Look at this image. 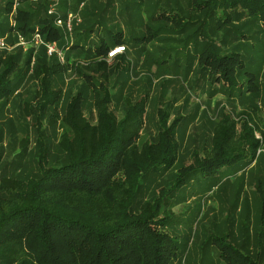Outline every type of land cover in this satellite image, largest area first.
<instances>
[{
  "label": "trees",
  "instance_id": "trees-1",
  "mask_svg": "<svg viewBox=\"0 0 264 264\" xmlns=\"http://www.w3.org/2000/svg\"><path fill=\"white\" fill-rule=\"evenodd\" d=\"M16 1V9L15 0L6 2L4 12L0 6V18L6 16L5 21L15 22V28L10 24L7 32L30 39L38 27L45 42H57L60 49L69 52L85 51L81 42L75 44L72 36L56 25L55 16L48 14L51 0H38L28 8L23 6L31 0ZM189 3L193 11L204 17V25L193 32L202 41L196 39L195 46L205 47L199 55L198 67L209 79L238 91L241 98L255 94L259 98L256 76L246 70L242 55L236 51L222 54L211 44L214 36L227 27L236 28L243 18L262 24L264 33V0H189ZM63 4L69 6L70 0H63ZM170 12L159 14L158 19L167 18L181 30L187 22L178 17L180 14ZM170 16L174 19L170 20ZM62 18L66 20L67 15ZM5 28L6 24L0 21V37L5 36ZM150 29L147 28L149 36L132 40L135 46L155 37L156 33ZM91 32L93 29L89 28L88 33ZM241 34L244 39L249 38ZM100 37V45H93V61L86 69L104 78L129 71L131 64L124 55L113 58L111 66L107 62L112 48L126 49L130 45L123 33L113 34L111 44ZM20 54L0 52V103L8 101L33 65L31 73L38 84L37 107L41 116L53 112L50 123L58 122L61 131L57 152L53 154L39 120L38 174L27 179L0 177V264H177L183 255L182 244L167 231L175 216L166 201L173 190L192 177L225 175L241 164V171L245 172L259 161L264 163V130L255 120L258 107L253 104L257 109L239 114L245 116L239 132L234 122L224 117L214 130L212 149L205 151L203 158H195L194 164L179 169L172 189H162L154 199H142L147 190L145 180L152 176L153 180L159 172L176 166L180 151L179 121L169 124L168 115L160 111L157 139L140 145L145 100L128 103L126 114L119 119L111 109L112 97L103 83L100 84L103 92L93 96L95 122L85 116L88 94L82 90L67 103L61 118L58 107L63 95L54 87L53 78L65 70L63 64L56 56H48L41 46L38 50L31 48L23 70ZM85 76L91 83V77ZM242 76L246 82H239ZM237 174L231 173L229 177ZM258 192L264 194L262 184ZM262 208L263 222L264 198ZM212 242L219 248V258L224 264H262L260 253L254 258L225 236L215 237Z\"/></svg>",
  "mask_w": 264,
  "mask_h": 264
},
{
  "label": "rangeland",
  "instance_id": "rangeland-1",
  "mask_svg": "<svg viewBox=\"0 0 264 264\" xmlns=\"http://www.w3.org/2000/svg\"><path fill=\"white\" fill-rule=\"evenodd\" d=\"M7 1L0 0L2 9ZM79 1H83L86 8L76 15L72 38L75 44L81 42L80 46L85 47V51L69 52L66 49V62L63 64L65 70L53 78L54 87L63 95L58 115L63 117L67 103L82 90L88 94L85 116L95 122L93 96L96 92H103L100 87L103 83L112 97L111 109L119 119L126 114L128 103L145 100L146 114L140 145L157 139L160 111L168 115L169 124L174 120L179 121L177 140L180 151L176 166L169 171L159 172L153 180V176L145 180L147 190L142 193V199L151 200L158 197L162 189H172L179 169L194 164L195 158H203L205 151L212 149L214 130L224 117L234 122L239 132L245 119V116L239 114L248 109H257L253 105L256 104L258 109L255 110V120L264 130L262 24L243 18L236 28L227 27L214 36V43L211 44L223 51L222 54L229 51L241 54L246 70L256 76V83L260 87L259 98L257 94L250 95L251 98H241L238 91L209 79L208 74L198 67L199 55L205 47L195 46L196 39L200 43L202 41L198 35L193 36V32L198 26L204 25V17L191 9L189 0H70L69 6H65L63 0H51L49 7L59 2L63 17L68 9L76 8ZM37 2L31 0L23 7L34 6ZM89 4H92L91 9ZM89 10L94 15L88 13ZM170 10L180 14L178 17L187 22L181 30L166 21L167 18L158 19L159 14L171 13ZM1 11L4 12V9ZM5 18L1 17L0 21L6 24L5 36L8 37L11 49L2 52H21V69L26 70L25 62L31 49L14 47L19 42L18 35L7 31L10 24L15 28V22L5 21ZM173 19L170 16V20ZM97 20L106 25V30L92 26ZM190 20L191 23H188ZM209 23L208 19V26ZM148 27L156 33L155 37L135 46L133 39L149 36ZM89 28L93 29L92 34L88 33ZM120 32L130 45L112 58L124 55L130 61V70L109 74L104 78L86 69L93 58V45L99 44L100 36L107 44H111L112 35ZM241 33L249 38L244 39ZM117 48L119 46L111 51ZM108 58H111L109 54ZM108 64L111 66L112 62L108 61ZM31 72L8 101L0 103V177L5 175L27 179L38 174L36 142L39 120L40 129L51 142L53 154L57 152L60 125L58 122L50 123L53 112L41 116L36 102L38 84ZM85 75L91 77V83ZM238 79L239 82L247 81L243 76ZM256 136L262 138L260 133H256ZM242 168L241 164L225 175L216 177H192L169 195L167 207L175 216L167 231L181 242L183 250L177 264H224L219 258V248L212 242L215 237L223 236L254 258L260 253L261 263L264 264V194L258 192L259 184L264 186V163L259 161L245 172L241 171ZM234 172L238 174L229 177Z\"/></svg>",
  "mask_w": 264,
  "mask_h": 264
},
{
  "label": "built area",
  "instance_id": "built-area-1",
  "mask_svg": "<svg viewBox=\"0 0 264 264\" xmlns=\"http://www.w3.org/2000/svg\"><path fill=\"white\" fill-rule=\"evenodd\" d=\"M18 6L17 1L15 2V9ZM59 2H54L48 10V14L51 16H55V23L58 27L64 29V31L69 34L70 36L73 35V21L76 18L74 13H69L68 18L66 21H64L58 11ZM6 36L0 37V52L1 51H9L11 49V46L9 45L7 41ZM18 44H16L14 47L20 46L25 50L36 48L38 49L41 46H44L47 50L48 56H56L59 61L64 64L65 61V52L66 50L60 49L57 42H45L42 38L41 34L39 33L38 28L36 29V32L32 35L30 39H26L23 35L18 36ZM72 44V43H71ZM125 50L123 47H119L113 51L109 52V57H114L117 55L120 51Z\"/></svg>",
  "mask_w": 264,
  "mask_h": 264
},
{
  "label": "crops",
  "instance_id": "crops-1",
  "mask_svg": "<svg viewBox=\"0 0 264 264\" xmlns=\"http://www.w3.org/2000/svg\"><path fill=\"white\" fill-rule=\"evenodd\" d=\"M88 1H90V0H88ZM91 1H93V0H91ZM82 3H84V2H82ZM82 3H80V4H78L77 5V9L76 10H74V8H72V9H68L67 11H66V14L65 15H67V18H68V15H69V13H75V16L78 14H80L81 12H83L84 10H85V8H86V5H84V7H83V9H82ZM81 7V8H80ZM91 7H92V4H89V8L91 9ZM58 11H59V14H60V16H61V18H62V15H61V12H60V9H58ZM88 13H91V15H94L93 14V12H91L90 10L88 11ZM67 18H66V20H67ZM63 19V18H62ZM77 18H75L74 19V21L76 20ZM64 20V19H63ZM66 20H64V21H66ZM74 21H73V26H74ZM92 26H95V27H98V29H100L101 27L104 29V30H106L105 29V27H106V25L105 24H103L102 23V21H99V20H97V21H95L93 24H92ZM95 32V31H94ZM7 37V36H6ZM71 52V51H70ZM112 60H113V58L111 59V58H107V62L108 61H111L112 62Z\"/></svg>",
  "mask_w": 264,
  "mask_h": 264
}]
</instances>
